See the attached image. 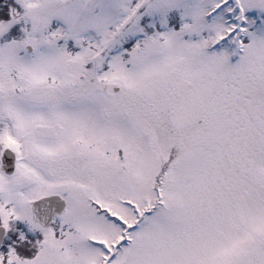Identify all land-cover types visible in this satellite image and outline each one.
<instances>
[{
    "label": "snow or ice",
    "instance_id": "6c2138e0",
    "mask_svg": "<svg viewBox=\"0 0 264 264\" xmlns=\"http://www.w3.org/2000/svg\"><path fill=\"white\" fill-rule=\"evenodd\" d=\"M0 264H264V0H0Z\"/></svg>",
    "mask_w": 264,
    "mask_h": 264
}]
</instances>
